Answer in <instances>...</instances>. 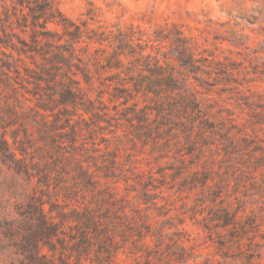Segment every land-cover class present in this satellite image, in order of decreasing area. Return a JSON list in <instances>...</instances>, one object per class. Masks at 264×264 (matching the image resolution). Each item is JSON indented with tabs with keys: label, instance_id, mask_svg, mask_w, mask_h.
Returning <instances> with one entry per match:
<instances>
[{
	"label": "trees",
	"instance_id": "16d2710c",
	"mask_svg": "<svg viewBox=\"0 0 264 264\" xmlns=\"http://www.w3.org/2000/svg\"><path fill=\"white\" fill-rule=\"evenodd\" d=\"M53 3L0 0V264H186L157 179L125 141L192 146L213 124L141 30L61 32ZM220 211L217 227L235 223Z\"/></svg>",
	"mask_w": 264,
	"mask_h": 264
},
{
	"label": "rangeland",
	"instance_id": "374dc122",
	"mask_svg": "<svg viewBox=\"0 0 264 264\" xmlns=\"http://www.w3.org/2000/svg\"><path fill=\"white\" fill-rule=\"evenodd\" d=\"M238 9L239 24L208 21L201 26L191 17L173 21L154 14L144 18L142 23L156 28L148 45L178 71L215 134L192 146L182 141L178 147L154 150L150 142L144 147L125 141L126 159L136 171L157 179L161 193L156 201L165 203L161 212L177 225L173 232L183 237L189 260L207 254L203 264H264V15H252L234 2L219 10L230 16ZM177 39L184 41L193 67L179 66ZM135 187L129 197L139 192ZM125 193L120 183L119 194ZM220 210L235 223L217 227Z\"/></svg>",
	"mask_w": 264,
	"mask_h": 264
},
{
	"label": "clouds",
	"instance_id": "9594fccd",
	"mask_svg": "<svg viewBox=\"0 0 264 264\" xmlns=\"http://www.w3.org/2000/svg\"><path fill=\"white\" fill-rule=\"evenodd\" d=\"M242 6L252 15L260 17L264 15V0H54L51 12L54 19L60 22V31L67 24L72 27H85L87 34L92 32L111 33L115 37L118 33H127L130 28L146 31L148 37L156 30L154 25L142 23L145 17H172L175 21L177 16L191 17L199 21L201 26L208 21L224 24L231 20L233 23H241L239 9L221 12L220 6L226 3ZM209 8L214 11L209 13ZM259 9V11H253ZM162 23V21H161ZM257 27L258 25H250ZM52 31V24L46 26ZM95 39V37H93ZM115 47V44L113 45ZM155 53L145 52L144 55ZM87 60V57H84ZM4 178L0 176V181ZM174 229H169L166 235L171 236ZM194 239V237H193ZM207 254L189 260L188 264H203Z\"/></svg>",
	"mask_w": 264,
	"mask_h": 264
}]
</instances>
